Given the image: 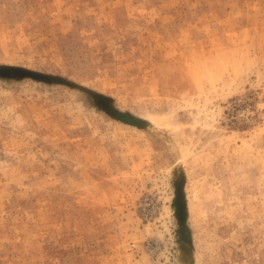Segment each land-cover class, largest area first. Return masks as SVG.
Wrapping results in <instances>:
<instances>
[{
	"label": "rangeland",
	"instance_id": "rangeland-1",
	"mask_svg": "<svg viewBox=\"0 0 264 264\" xmlns=\"http://www.w3.org/2000/svg\"><path fill=\"white\" fill-rule=\"evenodd\" d=\"M0 264H264V0H0Z\"/></svg>",
	"mask_w": 264,
	"mask_h": 264
}]
</instances>
